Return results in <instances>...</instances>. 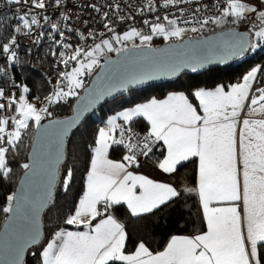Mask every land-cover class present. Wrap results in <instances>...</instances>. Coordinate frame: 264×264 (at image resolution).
<instances>
[{
    "label": "snow or ice",
    "instance_id": "snow-or-ice-1",
    "mask_svg": "<svg viewBox=\"0 0 264 264\" xmlns=\"http://www.w3.org/2000/svg\"><path fill=\"white\" fill-rule=\"evenodd\" d=\"M6 2L15 5L28 4V0ZM52 2L59 4L62 0ZM187 2L191 0H164L163 6H176ZM32 7L44 9L47 5L40 3V0H33ZM148 7H153V0H148ZM255 11L256 8L249 7L241 0H227L223 16L214 22L227 23L225 18L231 16L234 17L232 22L236 23L245 19L246 13ZM17 18L22 22L23 28L39 26L40 23L35 16L29 20L28 12L18 15ZM64 18L67 19L66 16ZM258 19L264 25V11L260 12ZM202 23L207 24L208 20L205 19ZM168 24L175 26L176 21L169 20ZM105 27H109L108 24ZM191 30L198 31L196 28ZM14 31L20 33L22 29L16 27ZM109 31L114 32V29L109 28ZM184 31L185 29L179 27L166 30L163 24L152 28L154 34L162 35L165 39L169 36L182 37ZM60 35L63 36V33ZM137 36L141 37L142 44L153 38L152 35H142L133 29L123 36L114 34L112 40L120 43ZM255 36L264 41V27ZM16 46L17 40L11 38L10 43L0 44V52L7 59L19 63ZM63 47L72 48L70 44H64ZM105 49L109 52L128 51L126 48L116 49L111 40L103 39L91 50L76 48L73 54L61 53L64 57L61 63L65 67L69 62H74L78 67H71L70 71L60 73L61 82L67 81L68 91L57 88L55 98L76 95L75 89L84 86L80 77L86 71H92L93 66L98 63L97 54H103ZM245 49L246 40L238 39L226 45L225 50L239 55ZM192 70L195 71L196 68L193 67ZM259 71L260 69H253L243 77L242 83L230 85L228 91L224 87L211 91H194L193 96L198 100L203 115L197 112V107L190 102L188 96L180 93L169 95L163 101L153 99L149 103L138 104L120 112L119 117L114 116L108 120L109 130H98L96 147L93 149L94 158L87 174V191L79 200L78 207H75L74 214L66 219L68 225H83L88 231L56 233L60 243L57 244L54 240L48 244L43 252V264H264V118L240 119L246 104L254 106L248 113L250 117L257 111L264 114V87L256 89L258 96L250 97L252 82ZM6 75L4 68L0 67V77ZM28 91L27 87L23 88L24 93ZM0 100L5 101L0 103V110H4L6 104L8 107L17 104L14 98L5 96L3 88H0ZM46 100L51 103L53 97H47ZM258 104L259 108L255 107ZM14 110L18 112V117L11 118L15 131L6 133L5 125H8L9 120L0 118V175L3 176L11 171L5 159L9 149L3 147V143L7 142L15 148L22 138V131L29 127V122L34 121L39 128L41 117L47 112V108L37 109L23 97L19 99ZM134 117H143L151 124L149 136L144 137L142 155L147 156L152 151L150 143L162 141L167 146V155L159 164L164 172H175L181 162L193 157L199 160L198 195L207 219V232L194 238L173 237L166 250L155 255L143 242L138 244L134 253H126L124 227L112 215H108L95 226L92 225V221L102 215L99 205L107 212L113 205L124 202L131 214L138 217L152 213L180 195L176 188L168 184L158 183L128 171V167L133 164L139 167L136 152L124 156L123 160L127 163L108 159L111 144L123 143V139L117 141L111 134L116 119L129 122ZM127 147L131 151L136 145L130 144ZM22 167L32 171L35 164L25 163ZM71 177L72 172L69 170L64 181L65 190ZM137 189L140 190L139 194ZM185 191L193 190L186 188ZM7 199L8 206L3 211L18 214L23 205V197L13 194ZM219 201H241L245 209L243 217L235 206H211ZM24 219L25 223L19 234L21 242L15 247L9 246L14 257L12 264H18L24 244L35 242L39 235L32 223L31 211L27 212ZM4 239L0 237V240Z\"/></svg>",
    "mask_w": 264,
    "mask_h": 264
},
{
    "label": "trees",
    "instance_id": "trees-1",
    "mask_svg": "<svg viewBox=\"0 0 264 264\" xmlns=\"http://www.w3.org/2000/svg\"><path fill=\"white\" fill-rule=\"evenodd\" d=\"M211 28L207 29L208 32H205V35L229 29L228 27L212 32ZM201 36L203 35H196L191 39H199ZM176 41L183 40L158 41L155 47ZM261 42L249 35L247 47L236 61L208 69L201 74H184L174 82L155 84L130 91L125 96L105 104L76 127L68 138L66 157L57 173L51 202L43 214V237L27 252L23 264H43V252L59 230L82 228L68 225L66 219L74 214L75 207H78L79 200L85 193L87 174L90 171L98 130L107 124L111 116L138 104L152 99H163L171 93L178 92L186 94L191 102L198 107V101L193 96L194 91L213 89L220 85L228 89L230 85L239 83L248 71L258 66L264 58V44L261 45ZM253 45L256 46L253 47ZM57 51L58 46L54 42L46 43L40 49L39 61L30 55H25L22 57L20 68L17 71V79L29 89L28 96L31 99H37L40 105L45 102L47 112L43 118L50 120L69 116L74 102L92 78L86 80L76 95L47 103L46 98L50 97L57 87H62V83L65 82H61L60 73L69 71L73 65V62H69V65L65 67L63 63L59 62L56 58ZM126 124L133 129L148 131V124L143 119H135ZM35 131V122L30 121L29 127L22 131V138L17 142L16 147L13 148L11 145L6 153V163L11 171L7 176L0 175V229L8 216V212L3 211L8 206L7 198L14 194L19 179L25 171L22 165L28 163V154ZM164 155L165 149L158 142L152 148L148 159L151 164L156 165L164 158ZM124 156L126 153L121 149H112L111 151L113 159H123ZM69 170L72 172V177L67 190H65L64 181ZM178 172L191 183H195L198 174L197 159H191L183 164L179 167ZM111 212L123 224L126 233V253H133L141 242L152 253H158L167 246L174 235L199 234L206 230L200 201L196 195L191 193H183L152 213L138 217L133 216L125 205L114 206L111 208Z\"/></svg>",
    "mask_w": 264,
    "mask_h": 264
},
{
    "label": "water",
    "instance_id": "water-1",
    "mask_svg": "<svg viewBox=\"0 0 264 264\" xmlns=\"http://www.w3.org/2000/svg\"><path fill=\"white\" fill-rule=\"evenodd\" d=\"M247 42L249 35L240 29L229 28L187 38L159 47H136L105 58L89 84L73 104L72 112L62 119H43L36 127L28 154L32 171L21 175L14 194L23 197L18 214L8 213L1 229L0 264H12L10 247L17 246L25 215L32 213V223L39 235L35 242L24 244L18 264H23L27 252L43 237V214L51 202L55 179L66 157L67 141L72 131L85 122L95 111L130 91L176 81L184 74H201L208 69L236 61L239 57L226 49L233 40ZM193 67L196 68L193 71ZM35 157V160H33ZM6 241V242H5Z\"/></svg>",
    "mask_w": 264,
    "mask_h": 264
},
{
    "label": "built area",
    "instance_id": "built-area-1",
    "mask_svg": "<svg viewBox=\"0 0 264 264\" xmlns=\"http://www.w3.org/2000/svg\"><path fill=\"white\" fill-rule=\"evenodd\" d=\"M243 1L248 2V0ZM32 3L33 0H28L26 5H15L8 4L6 0H0V44L10 43V39L15 38L17 40L15 51L19 59V63H15L0 52V67H3L7 73L6 76L0 77V88L4 89L5 96L9 99H20L24 95L23 84L17 79V71L20 68L22 57L30 55L39 61L40 49L46 43L54 42L58 46L56 58L59 62L64 58L61 53L67 54L78 46L88 49L101 43L103 39L111 40L116 49L155 47L158 41L177 39L175 36L165 39L162 35L154 34L152 28L155 25L163 24L166 30L179 27L185 29L184 32H193L191 29L196 28L198 29L196 34L201 31L205 35L207 29L216 25L214 20L223 16L227 0H191V2L169 7L163 6L164 0H153L151 9L148 7V0H62L59 4L52 0H40V3L47 5L44 9L33 8ZM249 3L264 9V0H250ZM17 9L20 11L17 12ZM25 12H28L29 20L35 16L40 22L39 26L31 25L30 28H23L22 22L17 17ZM65 16L67 19L64 18ZM205 19L208 20L207 24L202 23ZM169 20H175L176 25H169ZM105 24H108L109 27H105ZM52 25L57 27L53 28ZM16 27H21L22 31L16 33L14 31ZM109 28L114 29V32L109 31ZM133 29L141 32L142 35H152V40L143 44L139 36L120 43L112 40L114 34L123 36ZM61 32L63 36L60 35ZM64 44H70L72 48L66 49L63 47ZM116 53L119 52L108 51L103 59L113 58ZM257 67L264 80V58ZM3 102L5 101L0 100V103ZM15 108L16 105L8 107L6 104L5 109L0 110V118L9 120L8 125H5L6 133L15 131V124L11 119L13 116L18 117ZM121 132H123V136H121ZM149 134L130 128L126 123H123L119 132L114 136L117 141L123 139V143H113V149H121L126 155L136 152L139 167L135 164L129 166L133 170H144L149 163L150 152L147 156L141 154L145 143L144 137ZM158 142L150 143L151 149ZM130 144L136 145V148L130 151L127 147ZM2 146L9 148L11 145L4 142ZM100 209L104 212L102 205Z\"/></svg>",
    "mask_w": 264,
    "mask_h": 264
},
{
    "label": "crops",
    "instance_id": "crops-1",
    "mask_svg": "<svg viewBox=\"0 0 264 264\" xmlns=\"http://www.w3.org/2000/svg\"><path fill=\"white\" fill-rule=\"evenodd\" d=\"M253 69H259L258 67H255V68H253ZM253 69H251L250 71H252ZM250 71H248L245 75H247ZM244 75V76H245ZM243 76V77H244ZM243 82V78L240 80V82L239 83H242ZM217 87H223V86H217ZM217 87H215V88H213V89H204V90H215ZM262 87H264V80H263V77L262 76H260V73L259 72H257V76H256V78H255V80L252 82V89H251V91H250V97L251 96H258L259 95V93L256 91V89H258V88H262ZM225 90L226 91H228V90H230V88H228V89H226L225 88ZM172 94H180V92H178V93H171V94H169V95H172ZM184 94V93H183ZM169 95H167L165 98H163V99H155V100H157V101H163V100H166L167 98H168V96ZM186 95V94H185ZM187 96V95H186ZM153 100V99H152ZM190 100V99H189ZM151 101V100H150ZM150 101H147V102H145V103H149ZM198 101V100H197ZM190 102H191V100H190ZM193 103V102H192ZM262 103H264V102H262ZM141 104H144V103H141ZM194 104V103H193ZM198 104H199V102H198ZM194 106H196L195 104H194ZM135 107V106H134ZM197 107V106H196ZM252 107H254V106H252V105H250V104H246V108H245V110H243L242 112H241V116H240V119L242 120V119H262V118H264V114H262L261 112H259V111H257V112H255L251 117L248 115V113H249V111H251V109H252ZM255 107H257V108H259V104L258 105H256ZM129 109V108H128ZM128 109H125V110H122V111H120V112H123V111H127ZM120 112H118V113H116V114H114L113 116H111L110 117V119L112 118V117H114V116H116V117H119V113ZM197 112L199 113V114H201V115H203V112H202V109L198 106L197 107ZM109 119V120H110ZM135 119H143L147 124H148V133H150L151 132V124L145 119V118H143V117H134L133 118V120L132 121H134ZM129 122H131V121H129ZM129 122H125L124 120H122V119H120V118H117L116 119V121H115V128H114V131H112V135H113V137L119 132V130L121 129V127L123 126V123H129ZM240 127L242 128V125H240ZM103 128H105L106 129V131L107 130H109V126H108V123L103 127ZM162 145H163V147H164V149H165V155H164V158L158 163V164H156V165H153V164H151L150 163V161H149V163L147 164V166H145V169L144 170H133V169H131L130 167H128V171H130V172H132L134 175H143V176H146L147 178H149V179H151V180H153V181H155V182H158V183H163V184H168V185H170V186H172V187H174V188H176L177 189V191L180 193V195L181 194H183V193H191V194H194V195H196L197 197H198V199H199V201H200V205H201V208H202V211H203V215H204V218H205V222H206V230L203 232V233H199V234H180V235H174L173 237H188V238H194L195 236H197V235H202V234H205L206 232H207V219H206V217H205V214H204V209H203V205H202V202H201V200H200V198H199V195H198V186H199V160H198V158L197 157H193V158H191V159H197V161H198V174H197V181L195 182V183H191L190 181H188L181 173H179L178 172V169H179V167H181L183 164H185V163H187L188 161H190L191 159H189L188 161H183V162H181V164H179L178 166H177V169H176V171L175 172H172V173H166V172H164L160 167H159V164L165 159V157H166V155H167V146L166 145H164L163 144V142L162 141H159ZM112 149H113V147H112V144H111V146L109 147V149H108V159H110V160H113V161H115V162H124V163H127V162H125L123 159H113L112 157H111V151H112ZM93 158H94V153H93ZM92 158V159H93ZM168 176H171V178H168ZM241 179H242V174H241ZM192 189L193 191H191V192H189V191H185V189ZM87 191V180H86V184H85V192ZM139 189H137V194H139ZM179 195V196H180ZM178 196V197H179ZM177 197H175V198H173L172 200H174V199H176ZM172 200H170V201H172ZM169 201V202H170ZM167 204V203H166ZM118 205H125L126 207H127V204L126 203H124V202H121L120 204H118ZM114 206H117V205H113V207ZM163 206V205H162ZM161 206V207H162ZM212 207H222V208H227V207H233V206H235V207H237L238 208V211L241 213V216L243 217V215H244V212H245V209H244V206H243V204L241 203V201H219V202H214L213 203V205H211ZM98 207H100V205L98 206ZM127 209L131 212V210L127 207ZM155 211V210H154ZM102 212V211H101ZM148 214V213H147ZM108 215H112L120 224H122L115 216H114V214L111 212V208L110 209H108V211L107 212H102V215H100V216H98L97 218H96V220H93L92 221V225L93 226H95L97 223H99L101 220H103V219H105V218H107V216ZM143 215H145V214H143ZM123 225V224H122ZM75 226H77V227H82L81 229H61V230H59L58 232H82V231H88V229H86L85 227H83V225H75ZM57 232V233H58ZM172 237V238H173ZM171 238V239H172ZM171 239H170V241H169V243L171 242ZM56 241V243L57 244H59L60 243V240H58L57 239V237H56V235H55V237L48 243V244H50V243H52L53 241ZM126 242V241H125ZM168 243V244H169ZM167 244V245H168ZM48 246V245H47ZM47 246H46V248H45V250L47 249ZM166 248H167V246L161 251V252H163V251H165L166 250ZM44 250V251H45ZM136 251V250H135ZM134 251V252H135ZM133 252V253H134ZM158 253H160V252H158ZM158 253H153L154 255L155 254H158Z\"/></svg>",
    "mask_w": 264,
    "mask_h": 264
},
{
    "label": "rangeland",
    "instance_id": "rangeland-1",
    "mask_svg": "<svg viewBox=\"0 0 264 264\" xmlns=\"http://www.w3.org/2000/svg\"><path fill=\"white\" fill-rule=\"evenodd\" d=\"M249 1L250 0H248V2H244L243 0H241L242 3L247 4L249 7L256 8L257 11L246 13L245 14L246 15V18L243 19V20H241V21H239V22H236V23H233L232 22L233 21V17H231V16L230 17H227V18H225L228 21L227 23H225L223 21L221 23H217L214 27H212L210 29V31L214 32V31L222 30V29L228 28V27L229 28H239L240 30H242L246 34L252 35L254 37V39L257 40L258 38L255 36V33L257 31H260L261 30V27H264V25H261L258 17L260 15V12L264 11V9H260L258 7H255L254 5L250 4ZM206 32H208V31L206 30ZM202 33L203 32H201V31H199L198 34H196L195 32H184L183 33V36L182 37H177L176 40H184V39H187V38L195 37L196 35L197 36L198 35H203ZM165 41H167V40H165ZM263 44H264V41L261 42V45H263ZM94 46L88 48V50H91L92 48H94ZM77 48H81V47L78 46ZM73 51H71V52L69 51V55L70 54H73ZM107 52H108L107 49H105L103 54H97L98 55V63L93 66L92 71L90 73L86 71L85 74L80 77V79L83 80V83L84 84H85L86 80L89 79V78H91L94 75V73L99 69V67L101 66L102 59L107 54ZM66 55H68V53ZM87 62H88V60L86 59L85 60V63H87ZM71 67H78V65H76L73 62V65ZM62 84H63L62 87H57V88H60L63 91L67 92L68 91L67 81L65 80V82H63ZM24 87H27V86L25 84H23V88ZM57 88L55 89V91L50 96V97H53V102L59 101V99H56L55 98V92H56ZM79 89H81V88H79ZM79 89H75V92L77 93ZM28 95H29V91L27 93H24V95H23V98L26 99L28 103L34 105L37 109L46 108L45 102L43 103V105H40V103L38 102L37 99H31ZM70 96H73V95H70ZM14 99L17 101V104H16V107H17L18 106V103H19V99H16V98H14ZM47 103H48V101H47ZM17 114H18V112H17ZM43 117H44V115H42L41 121L43 119H45Z\"/></svg>",
    "mask_w": 264,
    "mask_h": 264
}]
</instances>
